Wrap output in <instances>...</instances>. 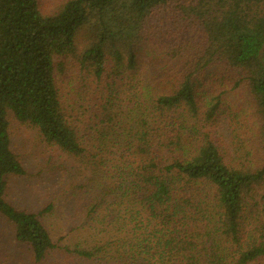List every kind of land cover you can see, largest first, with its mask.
Instances as JSON below:
<instances>
[{"label": "trees", "instance_id": "1", "mask_svg": "<svg viewBox=\"0 0 264 264\" xmlns=\"http://www.w3.org/2000/svg\"><path fill=\"white\" fill-rule=\"evenodd\" d=\"M13 124L86 182L81 241L82 185L9 200ZM0 219L35 264H264V0H0Z\"/></svg>", "mask_w": 264, "mask_h": 264}, {"label": "rangeland", "instance_id": "2", "mask_svg": "<svg viewBox=\"0 0 264 264\" xmlns=\"http://www.w3.org/2000/svg\"><path fill=\"white\" fill-rule=\"evenodd\" d=\"M45 14L57 11L63 0H39ZM14 149L28 169V175L21 179L11 180L9 200L21 209L33 211L42 210L55 196L63 193L67 188L82 185L72 202L65 207H59L55 212L50 225L53 232L62 239L63 244H73L81 241L77 231L72 235V229H76L81 223L83 207L85 206L84 193L88 189H82V182L77 171L62 157L58 151L52 150L41 143L38 136L28 127L13 124ZM52 160V161H50ZM67 168V169H66ZM76 190H72L73 192ZM57 203L64 201L57 198ZM83 233L84 239L89 233ZM12 228L4 220L0 219V264H35L33 259L23 247L16 244L12 237ZM71 234V235H70ZM74 236L75 239L70 241ZM47 264H56L53 260ZM59 264H63L60 260Z\"/></svg>", "mask_w": 264, "mask_h": 264}]
</instances>
